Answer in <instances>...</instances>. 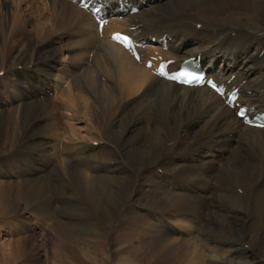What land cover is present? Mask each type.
<instances>
[{"label": "bare ground", "instance_id": "1", "mask_svg": "<svg viewBox=\"0 0 264 264\" xmlns=\"http://www.w3.org/2000/svg\"><path fill=\"white\" fill-rule=\"evenodd\" d=\"M88 1L101 5L109 19L102 32L75 0H0V146L9 144L17 163L26 162L24 153L35 162L22 167L32 177L23 171L16 201L78 242L64 222L79 219L73 207L54 206L71 192L70 178L80 222L110 224L122 209L138 206L155 214L149 224L165 229L157 241L160 256L175 253L174 243L196 229L197 261L203 256L209 264H264V129L237 118L240 108L264 113V0ZM231 5L255 12L257 25L243 19L244 11L218 20L220 8ZM133 7L137 14L130 13ZM36 13L32 39L27 27ZM118 32L144 43L140 63L111 39ZM42 43L40 55L47 59L24 66ZM160 57L177 61L173 70L193 61L230 90L239 88L235 108L206 87L157 76ZM148 61L155 68L148 69ZM7 104L14 128L5 142L1 116ZM124 113L130 120L121 125ZM82 116L88 118L84 136L76 128ZM39 161L44 170L36 167ZM6 162L0 161L3 175ZM7 194L0 190V214L18 209ZM158 211L169 214L156 217ZM131 214L143 222L136 211ZM183 249L191 251L186 243ZM187 254L189 264L198 263Z\"/></svg>", "mask_w": 264, "mask_h": 264}, {"label": "rangeland", "instance_id": "2", "mask_svg": "<svg viewBox=\"0 0 264 264\" xmlns=\"http://www.w3.org/2000/svg\"><path fill=\"white\" fill-rule=\"evenodd\" d=\"M235 11H244L247 14L245 15V17H243V19L252 21L254 24L257 25L258 18L254 14L255 12H253L251 9H247L245 6L235 7L231 5L228 7L220 8L219 13H217V16L219 14L217 19L221 21L227 17L232 16L233 12L235 13ZM204 13L206 15L212 14L210 10L204 11ZM38 18V13L33 14L31 17V23H29L27 27L29 30V36L31 35L30 38L32 39L33 37H35V35H37V31L34 29L33 24L38 20ZM52 21L53 20L51 18L48 23L52 24ZM34 32H36V34H34ZM37 46L36 48L34 47L35 51L37 52V55L31 60L32 62L30 61V63L28 64L29 66H24L34 67L37 62L41 63V61H45L47 59L46 57L42 58L40 55V51L45 47L44 44L42 43L41 45ZM21 48L22 45L18 46L16 48L17 50H12V55L10 54V58H12L10 60L11 63L14 62L17 57L20 56ZM44 56L48 55L45 54ZM65 56H61V60L64 61ZM20 71H22V69H20ZM5 90L6 89H3L5 96H7V91ZM87 98H89L90 100V97ZM8 107L10 108L9 104L4 105L3 108L7 110ZM93 111L97 117L96 111ZM1 117L5 121V125L2 131V141L7 142L5 139L6 134L9 132L10 136L14 128V120L12 122V111H4ZM85 118L86 117L83 116L78 118L80 122L78 123V125H76V128L78 129L81 127L79 130L80 132L82 131L81 134H83V136L87 133L86 131H83V129H85L84 124L87 123L88 120V118ZM121 119L123 120L120 123L121 125L125 124V122L130 120L126 113H124ZM9 123L10 125L12 124L11 127H9ZM132 133H137V130ZM106 142L107 141L104 140L102 142V145L107 146L108 143L106 144ZM62 146L63 142L60 143V150H62ZM24 155L26 156L27 154L24 153ZM24 155L23 160L26 162L24 163L22 161L17 163V161L14 160L13 153L11 152V146L9 144L4 143L0 146V161H7L5 166L6 174L3 175V173L0 172V190L9 193L7 194V197L9 195L10 198L8 199V202H14L18 207V209H15V211H12V213L9 215V211L6 214H0V264H189V259L185 260L186 256H188L187 252L190 253V258H194V260H196L195 258L198 257L195 254L197 244L196 240L193 237L194 234L197 235L196 229H191L190 232H187V236L186 238H184L185 240L182 238V240L179 239L177 243H174V247L177 248L175 253H162L161 256L163 258L158 255L157 241L160 238V230L165 229L162 225L157 224L156 226H154L153 224H149L148 219H151L152 216H154L155 214L150 215L151 213L149 210H139L138 206H134L132 208L126 207L122 209L117 218L110 223L111 225L104 222H98L96 220L91 222H80V220H82L80 218V200H78L77 194H74V192L77 191L74 190L75 186H73L74 183L70 180V178H68V181L70 182L69 186L71 185V192H69L68 196H66L65 198L63 196H60V198L55 200L57 202H55L54 206L55 208L57 207L56 209L58 210H60V208L64 207L65 205L73 207V213L76 214L75 217L78 216L79 219L74 220L75 222L70 220H66L64 222L67 223L69 226H72L76 235H78L81 239L76 242V240L71 237L63 236L61 233H59L58 230L55 229L53 220L49 221L47 219H44L43 216L39 215L38 213H34L33 210L27 209L26 204L24 205L23 203L16 201L18 193L17 188L20 186L21 182L26 178V174L29 173L25 171L22 167L25 166L27 168L29 162H34L33 160L30 161L28 159H24ZM60 155L62 156V153H60ZM215 160L214 162H216ZM58 161L59 159H57L56 163ZM41 162L42 161H39V164L35 165L37 168L44 170L46 163L44 161L43 163ZM40 166L43 168H41ZM23 171L26 176L23 175ZM158 171L161 172L160 170ZM46 173L48 174L49 171H42V175H45ZM28 177L30 179V177L32 176H27V178ZM213 186L215 187V182H213ZM242 195L243 197H245V194ZM6 200L7 198L5 199V203ZM77 205H80L79 209H76L75 206ZM135 211L137 212L138 217L144 218L143 222H135L132 220L131 217L135 216L131 213ZM165 214L168 215L169 212L163 213L158 211L156 217L158 215L165 216ZM146 222H148V224ZM179 229L184 230L182 227H180ZM184 232L186 231L184 230ZM82 237L84 238L82 239ZM184 243L187 244L188 248L191 251L183 249ZM167 255L170 257L167 258ZM197 262L199 264H209L210 260L208 257L203 258V256H201L198 261H195V263Z\"/></svg>", "mask_w": 264, "mask_h": 264}, {"label": "snow or ice", "instance_id": "3", "mask_svg": "<svg viewBox=\"0 0 264 264\" xmlns=\"http://www.w3.org/2000/svg\"><path fill=\"white\" fill-rule=\"evenodd\" d=\"M114 39H116V40H118V41H123V42H125L126 44H127V38H125V37H120V36H114L113 37ZM172 79H176V77H171Z\"/></svg>", "mask_w": 264, "mask_h": 264}]
</instances>
